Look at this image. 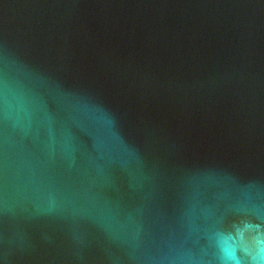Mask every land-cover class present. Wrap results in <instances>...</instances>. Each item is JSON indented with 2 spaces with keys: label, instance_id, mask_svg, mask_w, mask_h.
<instances>
[{
  "label": "water",
  "instance_id": "obj_1",
  "mask_svg": "<svg viewBox=\"0 0 264 264\" xmlns=\"http://www.w3.org/2000/svg\"><path fill=\"white\" fill-rule=\"evenodd\" d=\"M264 224V0H0V264H219Z\"/></svg>",
  "mask_w": 264,
  "mask_h": 264
},
{
  "label": "clouds",
  "instance_id": "obj_2",
  "mask_svg": "<svg viewBox=\"0 0 264 264\" xmlns=\"http://www.w3.org/2000/svg\"><path fill=\"white\" fill-rule=\"evenodd\" d=\"M219 264H264V224L241 219L214 234Z\"/></svg>",
  "mask_w": 264,
  "mask_h": 264
}]
</instances>
